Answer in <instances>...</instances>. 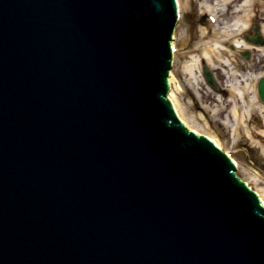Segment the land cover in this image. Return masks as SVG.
Here are the masks:
<instances>
[{"label":"water","instance_id":"1","mask_svg":"<svg viewBox=\"0 0 264 264\" xmlns=\"http://www.w3.org/2000/svg\"><path fill=\"white\" fill-rule=\"evenodd\" d=\"M178 22L0 0V264H264L262 199L169 99Z\"/></svg>","mask_w":264,"mask_h":264},{"label":"rangeland","instance_id":"2","mask_svg":"<svg viewBox=\"0 0 264 264\" xmlns=\"http://www.w3.org/2000/svg\"><path fill=\"white\" fill-rule=\"evenodd\" d=\"M180 2L181 17L172 43L175 58L171 72L176 83L171 92L182 111L181 118L190 130L220 143L236 160L237 175L264 199V110L259 107L262 102L256 88L262 70L243 73L233 67V58L239 62L242 59H239V52L231 56V49L225 44L226 28L219 38L225 45H204L216 39L215 32H211L216 31L215 24L212 25L210 19H200L203 15L211 18L207 16V4L202 3L203 13L198 16L200 25L194 30L195 40L192 41L185 15V10L189 9L188 0ZM207 49H211L212 57L205 56ZM242 49L239 48L240 53ZM256 53L258 57L264 55V52ZM194 60L198 65L191 67ZM206 67L217 77L216 87L208 83Z\"/></svg>","mask_w":264,"mask_h":264},{"label":"flooded vegetation","instance_id":"3","mask_svg":"<svg viewBox=\"0 0 264 264\" xmlns=\"http://www.w3.org/2000/svg\"><path fill=\"white\" fill-rule=\"evenodd\" d=\"M202 3L207 4V6L205 5L206 7L209 6L214 10V13L209 12V9L206 10L207 16L211 18L205 15L200 16L201 20L207 21L210 19L209 22L212 25L215 24L214 28H216V31L211 30V32L218 33L220 38V32L224 28L227 29L225 44L231 49V56H235L237 52L235 51L236 44L244 48L254 49L253 53L250 50L241 51L243 54L239 59L241 58L242 61L239 62L233 58V61H231L232 64L235 62L233 67L240 69L243 73L261 69L264 75V55L262 57L256 55V52L260 51L259 49H264V0H228L227 2L225 0H188L189 9L185 10V15L192 41L195 40L194 30L200 25L198 16L203 13L201 9L203 7ZM215 33L213 35L214 38H216ZM215 79L214 84L217 86ZM258 95L262 102L259 107H264V100L259 92Z\"/></svg>","mask_w":264,"mask_h":264},{"label":"bare ground","instance_id":"4","mask_svg":"<svg viewBox=\"0 0 264 264\" xmlns=\"http://www.w3.org/2000/svg\"><path fill=\"white\" fill-rule=\"evenodd\" d=\"M226 2L228 1V0H225ZM178 7H179V19H180V17H181V2H180V0H178ZM209 12H211V13H214V10H213V8H211V7H209ZM215 36H216V39H210L208 42H210V43H204V45L205 46H208V45H214L215 47H219V46H223V45H225V44H222L220 41H219V37H218V33H215ZM175 40V39H174ZM203 45V46H204ZM239 47L240 48H244V47H241V46H239V44H236V46H235V51H237L236 53H238L239 52V55L238 56H241L243 53H240V51H239ZM174 48V47H173ZM259 48V47H258ZM248 50H250L251 52L254 50L253 48H248V47H245L244 49H242V52H244V51H248ZM260 50V52H263L264 51V49L263 48H261V49H259ZM253 53V52H252ZM204 54H205V56H207L208 58L210 57V55L212 54V51H211V49H207L206 51H204ZM236 56V55H235ZM211 57H212V55H211ZM175 58V57H174ZM195 65H198V62H196V60H194L193 61V63H191V67L193 66V67H195ZM210 70V69H209ZM211 73H212V75H213V77H214V79H215V75H214V73L212 72V71H210ZM260 76V75H259ZM207 78V77H206ZM217 78V77H216ZM216 80V79H215ZM257 91L259 92V94L261 95V93H260V83L262 82V80H264V75L262 74V76H260L259 78H257ZM207 81H208V79H207ZM174 83H176V81H175V77H174V74H172V72H171V76H170V92H169V99L173 102V104L175 105V108H176V111H177V113H178V116L180 117V119L182 120V111H181V109H180V107H179V105H178V103H177V101L175 100V97H174V94H173V91L171 92V90H172V86H173V84ZM213 86V85H212ZM216 87V86H215ZM226 90V89H225ZM240 96H243V93H241V95ZM262 96V95H261ZM264 100V99H263ZM261 108L264 110V107H262L261 106ZM183 121V120H182ZM184 122V121H183ZM187 122V121H186ZM185 123V122H184ZM186 124V123H185ZM187 125V124H186ZM196 132V131H195ZM197 133V132H196ZM201 135V134H200ZM211 139V138H210ZM212 141L213 142H215L221 149H223V147H222V145L220 144V143H218L217 141H214L213 139H212ZM224 150V149H223ZM228 153V152H227ZM232 157V156H231ZM233 158V157H232ZM234 159V158H233ZM234 161H236L235 159H234ZM236 163V162H235ZM236 166H237V163H236ZM256 192V191H255ZM259 196H260V194H258ZM260 198L262 199V202H263V204H264V199L260 196Z\"/></svg>","mask_w":264,"mask_h":264},{"label":"clouds","instance_id":"5","mask_svg":"<svg viewBox=\"0 0 264 264\" xmlns=\"http://www.w3.org/2000/svg\"><path fill=\"white\" fill-rule=\"evenodd\" d=\"M249 185V184H248Z\"/></svg>","mask_w":264,"mask_h":264}]
</instances>
